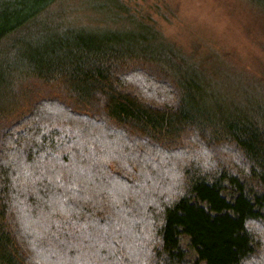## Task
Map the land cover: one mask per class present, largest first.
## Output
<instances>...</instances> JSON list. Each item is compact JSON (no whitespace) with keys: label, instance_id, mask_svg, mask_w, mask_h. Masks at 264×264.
I'll use <instances>...</instances> for the list:
<instances>
[{"label":"trees","instance_id":"trees-1","mask_svg":"<svg viewBox=\"0 0 264 264\" xmlns=\"http://www.w3.org/2000/svg\"><path fill=\"white\" fill-rule=\"evenodd\" d=\"M80 3L0 0V264H264V72Z\"/></svg>","mask_w":264,"mask_h":264},{"label":"rangeland","instance_id":"rangeland-1","mask_svg":"<svg viewBox=\"0 0 264 264\" xmlns=\"http://www.w3.org/2000/svg\"><path fill=\"white\" fill-rule=\"evenodd\" d=\"M82 13L88 8L68 0ZM140 16L158 20L163 34L191 53L209 48L258 75L264 72V15L245 0H124ZM85 6V7H83ZM76 14L81 16V14ZM81 16L90 17L88 11ZM96 15V14H95ZM84 19L80 21L84 22ZM86 21V20H85ZM85 23V22H84ZM54 97V96H53ZM257 187V181L250 180ZM191 259L195 257L189 253Z\"/></svg>","mask_w":264,"mask_h":264}]
</instances>
